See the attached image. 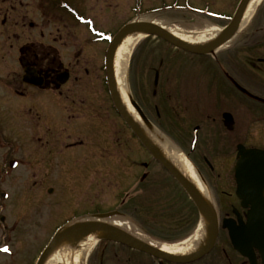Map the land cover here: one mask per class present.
<instances>
[{"label": "flooded vegetation", "instance_id": "1", "mask_svg": "<svg viewBox=\"0 0 264 264\" xmlns=\"http://www.w3.org/2000/svg\"><path fill=\"white\" fill-rule=\"evenodd\" d=\"M241 2L0 1V35L6 42L22 38L27 41L19 46L23 76L13 93L22 100L29 96L32 98L33 107L29 111L32 113L36 140L41 142L39 149L43 146V139L49 136L47 142L52 151L67 154V161L58 162L65 164L66 169H82L86 174L92 171L99 174L105 166L118 169L125 164L129 168L128 190L107 211L99 209L90 213L85 206L78 210L81 205L76 208L73 204L75 198L85 194L88 184L68 182L65 183L68 188H61L56 181L54 187H49L47 191L53 197L54 214L65 217L47 243L40 249L36 248L35 252L26 246L24 239L25 227L31 215L35 220V211L32 214L33 204L25 201L27 198L23 193L24 172L20 167L23 164L20 160L23 146L17 144L16 151L9 150L11 139L7 137L3 124H0V151L10 156L0 172L1 188H4L0 192V212H4L0 215V264H37L59 229L76 222L96 220L101 214L111 213L106 222L147 243L179 240L175 237L177 235H157L155 229L164 218L183 211L185 196L200 219L199 210L190 195L154 159L119 111L108 82L106 56L111 40L129 23H157L161 20L186 30L206 25L223 30L230 25ZM261 9L262 4H259L254 16L245 25H242V16L231 39L223 45L227 48L196 54L175 47L209 62L194 66L195 80H173L172 77H177V67L162 64L161 68L146 67L139 78V68L136 66L138 69H135L134 62L127 77V98L131 95L149 121L146 123L140 118V129L151 139L169 141L183 153L205 187L217 218L213 245L201 257L179 262L163 254L99 238L91 254L93 263L264 264L262 254L251 240L248 230V218L253 210L250 200L255 190L246 189L248 199L243 204L237 193L236 179L239 147L264 151V22L261 17L258 18ZM145 37L157 38L173 46L155 35ZM66 52L69 53L63 57ZM22 61L34 69L42 80L36 84L25 82ZM6 93L8 84L1 80L0 99L3 100L2 95ZM137 150L147 158L137 160ZM39 158L31 174L34 184L41 186L55 167L52 161L43 160L42 156ZM138 162L144 168L139 182L135 176ZM152 171L157 172L158 176L153 178ZM147 182L153 186H144ZM145 189L148 202L141 203L139 200L144 199H140V196ZM158 189L167 190L165 196H168L164 198L153 193ZM34 196L42 195L35 191L32 200ZM26 210L30 215L25 217ZM138 214L144 215V222L138 219ZM149 223H154V226ZM207 238L208 235H205V240ZM237 238L242 240L235 243Z\"/></svg>", "mask_w": 264, "mask_h": 264}, {"label": "rangeland", "instance_id": "2", "mask_svg": "<svg viewBox=\"0 0 264 264\" xmlns=\"http://www.w3.org/2000/svg\"><path fill=\"white\" fill-rule=\"evenodd\" d=\"M259 4H262V9L260 10L261 14H258V18L260 19L261 17L262 22H264V0H261ZM206 26H203L201 28H191L188 29V31L202 30L206 28ZM49 27L51 28V25ZM183 30L186 29L184 28ZM27 31L29 30H26V32ZM24 42L27 41L23 40V38L19 41L15 39H9L6 42V40L0 35V81L5 80V82H7L8 84V93H6V95L4 96L2 95L3 100L0 99V124H3V127L6 129L5 133L8 135L7 137L11 139L12 143L10 142L11 145L9 147V150H11L12 152L16 151V148L18 146L17 144L23 146V156H21L22 159H20L21 161H23V164H20V167L24 172L23 193L27 198L25 201L27 203L33 204L32 210H34L32 211V214L35 211V220H32L33 215H31V220L25 227L27 231L25 233L26 236L24 239L26 242V246H30L32 250L36 252V248H42L45 243H47V241L55 231L57 225L61 224L65 217L60 216L59 213L58 215L54 214L55 211L53 210H55V207L53 204V197L47 191L49 187H54L56 181L60 183L61 188H68V184H65L68 182L88 184L85 194L75 198L73 200V204H75L76 208L78 205H81L80 207H78V210L85 206L90 213L99 209L107 211L113 208L116 202H118L117 200L121 198L124 192L128 190L127 187H129V185L127 183V171L129 168L125 164L123 165V168L119 167L118 169L107 168L108 166H105L103 170L99 171V174H95L93 171L86 174L87 172H83L82 169H66L64 168L66 166L65 164H60L58 162L67 161V154L60 153L59 151H52L53 148L47 142L50 139L49 136H46L45 139H43V146L41 149H39V145L41 142H38L36 140L32 113L29 111V108L33 107L31 104V102H33L32 98L31 96H29L28 98L22 100L13 93L16 85L22 80L23 76L22 66L19 62V46ZM234 46L238 47V44H235ZM223 48H227V46ZM68 53L69 52H66L64 53L65 55L63 54L62 56L64 57ZM133 62L135 64V69L139 68V78L143 76V72L146 67L148 69H154L161 68L162 65L176 66L177 68H175V70L178 71V73H176L177 77H172V79L177 81L195 80V77L197 76L194 72V66H202L209 63L208 61L206 62V60L204 61L203 59L200 60L198 58H195L193 55L184 51H180L176 49L175 46H170L164 41L158 40L157 38L153 37L142 38L140 42L134 47L129 61L128 76L129 73H131L130 65H132ZM181 71H184V73H182ZM151 74L153 73L151 72ZM173 74L174 73H172V75ZM170 139L173 140V138ZM49 149L51 150V152H49ZM40 156L44 157L42 158L43 160L52 161V165L55 167L51 170L50 175L48 176L49 179H47V181L44 182V185L41 186L34 184V179L31 174L34 171L32 167H35L37 165L35 164V161L40 160ZM146 158L147 157L145 156V154L142 155L140 153V150H137V160ZM9 159L10 156H5V154L0 151V172L4 170V166L7 165L5 164V161ZM30 163L33 164L29 165ZM143 169L144 168L138 162L135 167V176L137 178V182H139V178L142 174ZM156 176H158L157 172L152 171V177L155 178ZM37 177L40 179L39 175ZM143 185L153 186L152 183L148 182L147 184ZM3 190L4 188H1L0 183V192H2ZM35 191L40 192L42 196H34V200H32L33 192ZM143 191V195L140 196V199L144 200L139 201L141 203H146L148 202V199L146 200L147 196L145 194H147L148 192L146 191V189ZM167 192V190L161 191L158 189L153 193H155L157 196L162 197L165 196ZM167 196H165L164 198H166ZM71 199H73V197ZM135 202L137 203V200H135ZM2 213L4 212L1 211L0 215ZM28 215H30V213H28L26 210L25 217ZM143 216L144 215L138 214L137 217L144 222L145 217ZM67 218H69V216H67ZM199 223L200 219L198 218L196 211L193 210V206L191 205L190 200L185 196L183 211L176 213V215H173L172 217H166L162 221H160V223H157L160 226L157 230L155 229V233L160 236L174 237L175 235H177L175 236L179 239L177 240V242H180L184 239L189 238L196 231ZM149 225L153 227L154 223H149ZM177 242L168 241L169 244ZM96 246L97 243H95L91 247L83 264H95L92 262L93 259H91V254Z\"/></svg>", "mask_w": 264, "mask_h": 264}, {"label": "water", "instance_id": "3", "mask_svg": "<svg viewBox=\"0 0 264 264\" xmlns=\"http://www.w3.org/2000/svg\"><path fill=\"white\" fill-rule=\"evenodd\" d=\"M250 0H242L237 13L230 25L227 28L221 30L219 36L206 44H191L176 36L172 35L166 29L158 25L156 22H135L125 25L120 32L111 40L109 45L106 66L107 76L110 85V90L113 99L121 112L125 120L131 125L135 131L137 137L141 143L148 149L154 159H156L163 167H165L171 175H173L178 182L184 187L186 192L190 195L191 199L197 206L201 221L206 222L205 235H208V240L204 239V242L191 254L184 256H177L165 252L146 241L136 238L121 228H118L105 221L106 218L112 216L111 213L98 215L96 220L86 222H76L66 225L59 229L53 236L47 247L44 249L37 264H44L48 256L56 249V247L62 242L67 241L72 247H77L80 240L93 232L100 231L103 233L101 238H106L113 241H119L128 244L131 247L138 248L151 253L163 254L173 260L179 262H188L201 257L206 253L213 245V239L216 232V214L211 205L210 199L207 195L202 194L198 188H196L162 153L158 145L148 137L139 124L132 118L124 106L120 94L118 92L115 73H114V56L116 49L122 39L132 32H143L145 35H155L167 41L168 43L176 46L177 48L196 53V54H208L218 49L225 43H227L234 31L240 25L242 16L249 4ZM24 81L30 84H36L42 79L39 78L34 69L28 67L24 61ZM128 99L132 106L137 111L140 118L149 123L145 115L140 108L136 105L131 95H128ZM236 179L238 182V196L242 198L243 204L247 202L248 197L245 195V191L248 188H254L255 194L252 197L251 203L253 204L252 214L248 218V230L251 234V240L259 248L263 263H264V151L259 149H246L243 146L239 147L238 158L236 163ZM240 239H235V243Z\"/></svg>", "mask_w": 264, "mask_h": 264}, {"label": "bare ground", "instance_id": "4", "mask_svg": "<svg viewBox=\"0 0 264 264\" xmlns=\"http://www.w3.org/2000/svg\"><path fill=\"white\" fill-rule=\"evenodd\" d=\"M261 0H250L242 19V25H245L252 17L254 11ZM157 24L166 29L172 35L180 38L191 44H206L217 38L221 30L215 26H206L202 30L188 31L183 30L177 26L170 25L164 21L158 20ZM146 35L143 32H132L126 35L119 43L114 56V73L118 92L129 114L134 120L141 125V119L131 106L127 95V77L128 66L132 51L136 44L140 42ZM222 47V46H221ZM220 47V48H221ZM158 145L165 157L196 187L198 190L206 195V190L200 182L192 164L176 147L169 141H158L152 138ZM206 222L202 219L196 231L187 239L180 242L169 244L159 241H150V243L173 255L184 256L194 252L205 239ZM103 235L102 232L97 231L88 234L82 238L77 247H72L67 241H62L56 249L48 256L44 264H83L91 247Z\"/></svg>", "mask_w": 264, "mask_h": 264}, {"label": "snow or ice", "instance_id": "5", "mask_svg": "<svg viewBox=\"0 0 264 264\" xmlns=\"http://www.w3.org/2000/svg\"><path fill=\"white\" fill-rule=\"evenodd\" d=\"M5 250H7V249H5Z\"/></svg>", "mask_w": 264, "mask_h": 264}]
</instances>
